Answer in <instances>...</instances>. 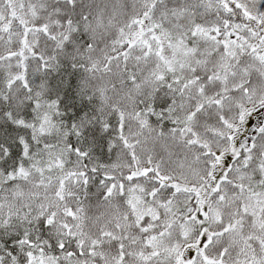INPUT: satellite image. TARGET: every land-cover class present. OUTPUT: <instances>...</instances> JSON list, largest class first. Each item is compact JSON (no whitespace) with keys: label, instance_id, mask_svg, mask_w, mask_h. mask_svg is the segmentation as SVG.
Returning a JSON list of instances; mask_svg holds the SVG:
<instances>
[{"label":"snow or ice","instance_id":"6c2138e0","mask_svg":"<svg viewBox=\"0 0 264 264\" xmlns=\"http://www.w3.org/2000/svg\"><path fill=\"white\" fill-rule=\"evenodd\" d=\"M0 264H264V0H0Z\"/></svg>","mask_w":264,"mask_h":264}]
</instances>
